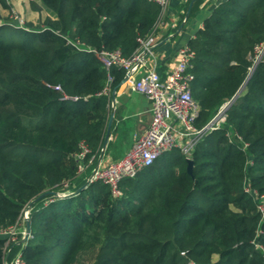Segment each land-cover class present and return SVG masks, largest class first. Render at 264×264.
Here are the masks:
<instances>
[{
    "label": "trees",
    "instance_id": "1",
    "mask_svg": "<svg viewBox=\"0 0 264 264\" xmlns=\"http://www.w3.org/2000/svg\"><path fill=\"white\" fill-rule=\"evenodd\" d=\"M38 1L50 15L36 31L0 13V229L21 223L33 201L28 238L6 243L0 235V264H13L18 253L24 264H72L83 251L94 253L91 264H264V220L243 189L248 183L264 194V55L250 71L255 46L264 44V0L219 2L187 42L197 127L245 83L220 126L196 142L192 175L174 148L123 179L118 197L101 181H86L123 71L105 69L71 42L129 56L161 7L151 0ZM82 141L93 159L78 173Z\"/></svg>",
    "mask_w": 264,
    "mask_h": 264
},
{
    "label": "built area",
    "instance_id": "2",
    "mask_svg": "<svg viewBox=\"0 0 264 264\" xmlns=\"http://www.w3.org/2000/svg\"><path fill=\"white\" fill-rule=\"evenodd\" d=\"M151 1L159 4L162 9L168 3V0ZM157 26L158 22L148 35L136 38L137 47L129 56L123 55L120 49H96L83 46L78 41L71 42L80 50L92 52L105 69L109 70L114 66L121 69L124 76H127L125 82L131 89L145 95L151 103L150 121L145 130L137 135L120 158L105 163L98 162L96 170L88 177L90 181L99 180L106 184L114 197L121 195L119 184L123 179L136 176L140 170L152 165L162 154L179 148L186 158H190L191 151L202 133L220 126L225 119V109L234 100L232 97L225 101L205 125L197 127L195 122L200 108L193 99L191 91V80L194 77L191 72V59L194 57V51L187 44L180 46L175 61L168 64L163 73L150 67L148 57L152 54L157 39ZM253 55V66L250 71L264 55V44L256 45ZM111 81L112 76L108 73L104 93L109 92ZM54 88L60 89L59 86ZM62 99L75 100L76 97L63 95ZM245 146L246 143L243 144V147ZM90 152L89 146L82 141L79 151L74 154L78 173L83 172L91 163L93 156L89 157ZM243 189L255 202L260 212V220H264V194H259L248 183L244 184ZM28 213L24 209L22 222ZM18 234H21V238L24 234L20 223L0 229V235L8 236L6 243L17 240ZM257 246L261 247L258 244ZM13 264H24L21 253L16 255Z\"/></svg>",
    "mask_w": 264,
    "mask_h": 264
},
{
    "label": "crops",
    "instance_id": "3",
    "mask_svg": "<svg viewBox=\"0 0 264 264\" xmlns=\"http://www.w3.org/2000/svg\"><path fill=\"white\" fill-rule=\"evenodd\" d=\"M221 1L223 0H203L198 8L193 9L196 0H168L166 7L161 8L156 30L157 39L153 52L148 57L149 66L161 73L165 72L168 64L175 61L178 48L187 44L195 31L202 27L203 20L211 9ZM47 15L50 13L47 12ZM121 81L111 90L110 106L112 91L116 90L113 116L115 124L113 131L109 130L102 155V147L100 149L97 163L120 158L150 121V100L132 90L126 83L120 84ZM109 142L111 145L106 150Z\"/></svg>",
    "mask_w": 264,
    "mask_h": 264
},
{
    "label": "rangeland",
    "instance_id": "4",
    "mask_svg": "<svg viewBox=\"0 0 264 264\" xmlns=\"http://www.w3.org/2000/svg\"><path fill=\"white\" fill-rule=\"evenodd\" d=\"M7 6H3L0 0V13L4 21L19 27L31 30L42 29L43 19L47 11L40 6L38 0H4ZM243 87H241L240 92ZM29 214V213H28ZM21 229L25 230V223L21 221ZM94 253L92 251H83L77 255L72 264H91Z\"/></svg>",
    "mask_w": 264,
    "mask_h": 264
},
{
    "label": "water",
    "instance_id": "5",
    "mask_svg": "<svg viewBox=\"0 0 264 264\" xmlns=\"http://www.w3.org/2000/svg\"><path fill=\"white\" fill-rule=\"evenodd\" d=\"M248 77H249V75H248ZM248 77H247V79H248ZM126 79H127V76L125 75L124 77H123V79H122V81H121V83L120 84H122V83H126L125 81H126ZM119 84V85H120ZM128 86H129V84L128 83H126ZM244 85H245V83L241 86V87H244ZM130 87V86H129ZM241 89V88H240ZM240 89L236 92V94L233 96V99H235L236 98V96L240 93ZM115 89L112 91V100H111V109H110V111H109V115H108V121H107V125H106V133H105V136H104V140H103V144H102V149H101V155H102V153H103V150H104V147H105V145H106V142H107V139H108V135H109V130H110V127H111V123H112V120H113V116H114V94H115ZM186 161H187V165H186V171L190 174V175H192V166H193V160L191 159V158H186ZM96 167H97V165H95V167L93 168V170H92V172H91V175L94 173V171L96 170ZM89 182H91L90 181V179L89 178H87V181H86V184H88ZM86 184H84L83 186H81V187H79L76 191H72V192H69V193H67L68 195H71V194H74L75 192H78V191H80L82 188H84L85 186H86ZM54 194L55 195H59V196H64V195H67V194H59V193H56V192H54ZM44 195V193L43 194H41V195H39V197H41V196H43ZM38 197V198H39ZM33 201H31L28 205H27V207L25 208V212L26 213H28L29 212V209H30V206H31V203H32ZM24 223H25V230H24V234H23V236H22V238L18 241V243H22V242H24L27 238H28V236L30 235V225H29V215H26V216H24Z\"/></svg>",
    "mask_w": 264,
    "mask_h": 264
}]
</instances>
